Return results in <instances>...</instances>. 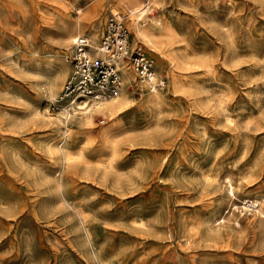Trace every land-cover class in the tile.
I'll list each match as a JSON object with an SVG mask.
<instances>
[{
  "label": "rangeland",
  "instance_id": "rangeland-1",
  "mask_svg": "<svg viewBox=\"0 0 264 264\" xmlns=\"http://www.w3.org/2000/svg\"><path fill=\"white\" fill-rule=\"evenodd\" d=\"M116 11L160 103L123 62L117 111L65 110ZM0 264H264V0H0Z\"/></svg>",
  "mask_w": 264,
  "mask_h": 264
},
{
  "label": "built area",
  "instance_id": "built-area-1",
  "mask_svg": "<svg viewBox=\"0 0 264 264\" xmlns=\"http://www.w3.org/2000/svg\"><path fill=\"white\" fill-rule=\"evenodd\" d=\"M91 43L87 34L74 37L72 51L66 55L72 74L64 85L62 100L70 103L84 99L102 101L116 94L124 83L123 62L130 63L137 77L151 89L165 88L167 79L157 75L153 61L142 45H131L130 30L120 11L109 14L95 53L91 51Z\"/></svg>",
  "mask_w": 264,
  "mask_h": 264
},
{
  "label": "bare ground",
  "instance_id": "bare-ground-1",
  "mask_svg": "<svg viewBox=\"0 0 264 264\" xmlns=\"http://www.w3.org/2000/svg\"><path fill=\"white\" fill-rule=\"evenodd\" d=\"M151 6L149 5V2H147V3H145L143 6H141L140 8H138L137 10L136 9H134V10H132V9H130L129 10V12H130V15L132 14V15H134V14H142V16L143 15H145V14H147V13H149L148 12V10H149V8H150ZM100 9L96 6H94V8H92V12L94 11V13H96V12H98ZM141 16V17H142ZM76 22V21H75ZM77 24V23H76ZM76 24H75V26L74 27H76ZM78 25H80L79 23H78ZM71 26V25H70ZM132 27L135 29V31H136V33L138 34V35H140V36H142L144 39H146V40H148V41H150V40H152L153 38H155V36H156V33H155V31H154V27L155 26H153V25H147L146 26V24H138V22L136 21V20H133V22H132ZM73 28V27H72ZM71 29V28H70ZM72 30V29H71ZM69 31V30H68ZM81 32V30H76V33H80ZM93 34V33H92ZM95 34V33H94ZM93 36V35H92ZM69 36H67V38H68ZM95 40V39H94ZM92 44V43H91ZM94 44H92V49H91V51L92 52H94L95 53V50H96V48L98 47V45L97 46H93ZM72 48V47H71ZM122 70H123V72H124V69H123V66H122ZM66 71V69L64 68V67H60L55 73H54V75L51 77V79L49 80V87L51 88V92H52V94H54V89H56V87H58V85H59V79H60V77L61 76H63V74H64V72ZM127 72V74H128V76H130V77H134V72H132V71H130V70H127L126 71ZM124 74V73H123ZM137 79H138V83H139V85L142 87V88H144V90H149V92H151V94H149L148 96H147V98L145 99V101L147 102V103H149L150 105H155V104H158V103H160V100H161V97H160V95L158 94V93H152V92H155V91H159V90H157V89H151V87L147 84V83H145V82H143V81H141L138 77H136ZM119 92V91H118ZM126 94H124V93H122V94H120V95H118L116 98H113L112 100H106V101H102L101 103H100V105H98V106H96V109L97 110H106V111H111V112H113V111H117V109H118V107H120L121 106V104L125 101V99H126ZM62 100V99H61ZM63 101H65V100H63ZM66 103H69V104H67V105H65L63 108L65 109V110H67L68 111V109H69V106L71 105V106H73V107H76V108H83L81 105H79L78 103L79 102H77V104L76 103H70V102H67V101H65ZM92 102H94V101H92ZM97 102V101H96ZM97 104V103H96ZM255 204V203H254ZM257 204V203H256Z\"/></svg>",
  "mask_w": 264,
  "mask_h": 264
}]
</instances>
